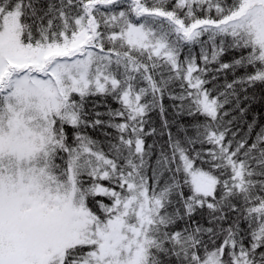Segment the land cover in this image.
Listing matches in <instances>:
<instances>
[{
  "label": "snow or ice",
  "instance_id": "obj_1",
  "mask_svg": "<svg viewBox=\"0 0 264 264\" xmlns=\"http://www.w3.org/2000/svg\"><path fill=\"white\" fill-rule=\"evenodd\" d=\"M0 264H264V0H0Z\"/></svg>",
  "mask_w": 264,
  "mask_h": 264
}]
</instances>
